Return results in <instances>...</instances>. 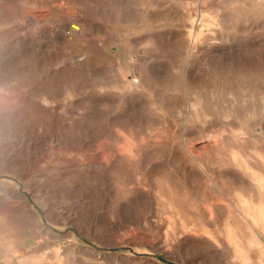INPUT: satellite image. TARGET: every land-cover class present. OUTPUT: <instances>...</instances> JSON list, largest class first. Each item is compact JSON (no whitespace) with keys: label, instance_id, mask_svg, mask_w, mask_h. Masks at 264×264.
Listing matches in <instances>:
<instances>
[{"label":"rangeland","instance_id":"374dc122","mask_svg":"<svg viewBox=\"0 0 264 264\" xmlns=\"http://www.w3.org/2000/svg\"><path fill=\"white\" fill-rule=\"evenodd\" d=\"M0 264H264V0H0Z\"/></svg>","mask_w":264,"mask_h":264},{"label":"bare ground","instance_id":"6f19581e","mask_svg":"<svg viewBox=\"0 0 264 264\" xmlns=\"http://www.w3.org/2000/svg\"><path fill=\"white\" fill-rule=\"evenodd\" d=\"M69 24V28L71 29V31L72 32H76V31H78L79 29H80V27H81V25L79 24V23H77L76 21H71V22H69L68 23ZM67 24V25H68ZM58 33V32H57ZM61 34V33H60ZM54 35V34H53ZM69 38V37H68ZM250 168V167H249ZM253 169V168H252ZM251 169V170H252ZM255 173V172H254ZM253 173V174H254ZM248 215H250L249 213H248ZM251 237V236H250ZM250 240H251V238H250ZM236 241V240H235ZM235 243V242H234ZM237 245H239V244H237ZM236 245V246H237ZM240 246V245H239ZM241 248V247H240ZM240 248H238V251H240ZM242 257V256H241Z\"/></svg>","mask_w":264,"mask_h":264}]
</instances>
